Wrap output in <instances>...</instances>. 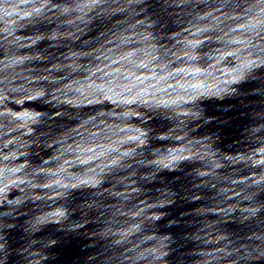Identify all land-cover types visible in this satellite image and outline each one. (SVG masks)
<instances>
[{"label":"clouds","instance_id":"9594fccd","mask_svg":"<svg viewBox=\"0 0 264 264\" xmlns=\"http://www.w3.org/2000/svg\"><path fill=\"white\" fill-rule=\"evenodd\" d=\"M0 264H264V0H0Z\"/></svg>","mask_w":264,"mask_h":264}]
</instances>
